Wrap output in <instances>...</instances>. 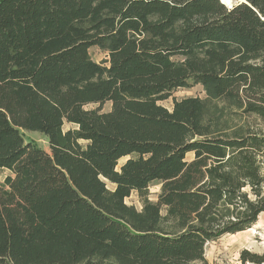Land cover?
<instances>
[{
  "label": "trees",
  "instance_id": "obj_1",
  "mask_svg": "<svg viewBox=\"0 0 264 264\" xmlns=\"http://www.w3.org/2000/svg\"><path fill=\"white\" fill-rule=\"evenodd\" d=\"M192 84L264 122V0H0V264H205L254 225L264 130L221 132L196 96L160 104Z\"/></svg>",
  "mask_w": 264,
  "mask_h": 264
},
{
  "label": "rangeland",
  "instance_id": "obj_2",
  "mask_svg": "<svg viewBox=\"0 0 264 264\" xmlns=\"http://www.w3.org/2000/svg\"><path fill=\"white\" fill-rule=\"evenodd\" d=\"M89 57L98 64L108 65L107 52L104 48L92 46L88 50ZM196 96L206 102V116L214 118L215 127L218 130L232 132L238 128L254 127L264 130V122L256 117L242 114L240 109H236L235 105L229 101L217 98H211L207 96L203 87L200 84H192L191 87L178 88L172 93V95L161 100L160 104H163L168 109H171L173 100ZM96 104H87L86 108H94ZM111 104L105 102L103 110H109ZM74 123L64 122L62 130L66 131L75 128ZM24 140L33 141L39 148L48 150V142L45 135L31 130H19ZM84 143V142H81ZM192 158V153L186 155V159ZM127 157L119 158L117 161V168L123 164ZM264 172V165H263ZM10 171L5 168H0V182H3L4 178L10 175ZM106 186L112 189L114 185L109 181H105ZM159 182L153 181L148 185V199L155 201L157 199L159 191ZM126 204L132 205L138 210L141 209V199L139 194L134 190L130 196L125 199ZM254 225L250 228L240 231L235 234H225L221 237L210 240L204 246L205 264H240L239 254L241 249H247L253 252H264V211L260 213L256 219ZM250 229V230H249Z\"/></svg>",
  "mask_w": 264,
  "mask_h": 264
},
{
  "label": "water",
  "instance_id": "obj_3",
  "mask_svg": "<svg viewBox=\"0 0 264 264\" xmlns=\"http://www.w3.org/2000/svg\"><path fill=\"white\" fill-rule=\"evenodd\" d=\"M227 8H231L237 2H245V0H220Z\"/></svg>",
  "mask_w": 264,
  "mask_h": 264
},
{
  "label": "bare ground",
  "instance_id": "obj_4",
  "mask_svg": "<svg viewBox=\"0 0 264 264\" xmlns=\"http://www.w3.org/2000/svg\"><path fill=\"white\" fill-rule=\"evenodd\" d=\"M250 230V229H249Z\"/></svg>",
  "mask_w": 264,
  "mask_h": 264
}]
</instances>
